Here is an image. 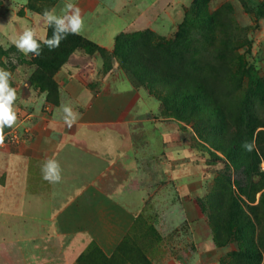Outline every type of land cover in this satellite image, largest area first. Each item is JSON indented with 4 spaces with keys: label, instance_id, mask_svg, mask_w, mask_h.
I'll list each match as a JSON object with an SVG mask.
<instances>
[{
    "label": "rangeland",
    "instance_id": "rangeland-1",
    "mask_svg": "<svg viewBox=\"0 0 264 264\" xmlns=\"http://www.w3.org/2000/svg\"><path fill=\"white\" fill-rule=\"evenodd\" d=\"M28 4L34 9L33 3ZM186 4H183L185 11L182 20L168 34H159L151 29L145 31L172 41L182 26H185L186 20H189V30L175 49L173 64L176 71L182 74L188 68L192 69L194 75L210 84L212 95L224 105L227 113L239 115L238 119L252 127L254 148L261 158L260 168L264 171V158L257 147L258 136L261 135L263 139L260 146L264 152V0H208L197 8L194 7V0L191 6L186 7ZM0 7L6 21L7 15L22 17L25 14V10L18 5L9 4L8 12ZM3 21L0 20V68L12 73L10 83L17 91L15 108L18 120L14 128L5 129L6 139L0 149L5 146L20 148L29 145L33 139L35 144L50 134V137L60 138L55 136L58 132L52 131L49 125L63 122L61 105L71 106L72 102L58 83L59 72L68 63L84 65L89 61L88 58L94 56L103 61V70L106 71V62L95 49L88 51L80 47L73 50L67 63L54 75L58 92L49 101L48 92L33 83L34 75L39 71L37 62L40 58L31 54L26 56L18 51L10 41L11 35L7 32L9 26ZM49 28L47 26V36ZM145 31L122 34H143ZM77 53L82 57L75 58ZM110 55L113 57V53ZM111 59L114 67L118 60ZM132 84L151 95V100L148 101L156 113L148 117L149 121L166 126L169 129L166 138L171 144H180L182 147L179 154L182 179L174 184L169 175L162 174L166 165L150 161L142 163L141 170L144 174L135 183L144 187L147 195L144 198L146 203L137 212L138 216L129 223L125 231L120 228V225L125 227L124 220L119 224L118 233L122 236H119L118 242L87 243L76 264H244L245 260L241 256H234L235 252L240 251L237 243L218 246L211 219L217 214V206L225 195V178H230L234 183L240 174L233 170L222 153L204 141L198 131V124L177 119L172 109L164 105L162 97H167L166 89ZM130 132L128 138L140 144L136 150L139 155L150 156L145 146V131L136 127ZM206 136H209L208 133ZM88 166L94 168L96 164L89 162ZM94 180V177H89L81 184L77 180L72 190L83 185L91 186ZM126 181L127 175L120 170L118 181L114 180V183L122 185ZM56 185L62 187L64 183L60 180ZM109 186L110 183L106 184L107 190ZM176 187L182 190L183 196L175 198ZM233 187L237 191L235 184ZM93 195L89 191L86 193L85 211L72 207L65 222L60 224L62 232L72 236L85 230L105 236L110 230L116 229L115 217L109 216L110 211L103 214L98 211ZM260 196L258 194L255 205L259 203ZM68 197L70 196H65L66 199ZM178 200H181L180 205L176 203ZM113 208V216L128 219L126 209L121 210L119 206L116 211V206ZM69 245L66 242L40 245L44 258L39 260V264H68L65 253ZM34 247L30 249L34 250L33 260L37 264ZM23 261L30 263L27 259ZM261 264H264V255Z\"/></svg>",
    "mask_w": 264,
    "mask_h": 264
},
{
    "label": "crops",
    "instance_id": "crops-1",
    "mask_svg": "<svg viewBox=\"0 0 264 264\" xmlns=\"http://www.w3.org/2000/svg\"><path fill=\"white\" fill-rule=\"evenodd\" d=\"M66 2L68 0H0V6L7 12L9 4L25 10L22 17L7 15V21L0 12V20L9 26L7 32L11 35V42L25 25L37 27L41 36L47 35V25L39 14L55 8L56 14L60 15ZM71 2L81 9L84 18L80 35L110 54L114 53L116 39L122 33L151 29L168 34L182 20L183 4L186 2V7L192 4V0ZM28 3H33L34 9ZM76 57L82 56L77 53ZM88 60L84 65L68 63L58 74V83L68 94L73 110L79 113L76 122L71 127L64 121L50 124L49 128L58 132L55 136L60 138L50 137V134L35 144L33 139L29 145L20 148L5 146L0 149V264H27L23 261L25 259L34 264V250L30 249L34 246L36 263L39 264L44 258L40 245L54 242L69 243L65 260L68 264H76L87 243L118 242L122 236L118 233L119 224L124 220L126 225H120V228L125 231L138 216L147 195L146 189L135 183L144 174L142 163L150 161L166 165L162 174L169 175L174 184L182 179L179 166L182 147L171 144L166 138L169 134L166 126L148 119L156 113L148 101L151 95L145 89L135 87L117 61L110 71H105L103 61L98 57ZM136 127L145 131L144 141L150 156H140L136 151L140 144L129 139L130 131ZM48 159L59 162L62 187L43 179L41 168ZM89 162L96 166H88ZM120 170L128 177L122 185L114 183V180L118 181ZM89 177L95 178L91 186L83 185L72 190L77 180L81 184ZM109 183L107 190L105 186ZM88 191L94 193L98 211L102 214L110 211L109 216L115 217L116 229L105 236L85 230L67 235L60 230V224L65 222L72 207L78 211L86 210ZM174 195L175 198L183 196L182 190L176 187ZM65 196L70 197L66 199ZM180 202L176 203L180 205ZM113 206L116 211L119 206L121 210L126 209L128 219L113 216Z\"/></svg>",
    "mask_w": 264,
    "mask_h": 264
},
{
    "label": "trees",
    "instance_id": "trees-1",
    "mask_svg": "<svg viewBox=\"0 0 264 264\" xmlns=\"http://www.w3.org/2000/svg\"><path fill=\"white\" fill-rule=\"evenodd\" d=\"M207 1L194 0V7H200ZM187 25H190L188 19L172 41L159 38L150 31L121 34L116 39L113 57L80 35H68L53 51L42 45L37 62L39 71L34 75L33 83L47 91L48 100L52 101L58 92L54 75L67 63L73 50L83 47L88 51L95 49L102 56L106 71L113 68L111 58H115L132 83H138L139 87L160 86L166 89L167 97H162L164 105L172 109L177 119L198 124L204 141L222 153L233 170L240 174L234 183L225 178V195L217 206V214L211 218L216 243L219 247L237 243L240 251L234 256H241L244 264H261L264 255V171L260 168L261 158L255 148L249 152L242 147L245 141L253 142L254 131L238 119L239 115L225 111L224 105L212 95L210 84L205 79L194 75L188 66L182 74L176 71L173 64L175 49L189 30ZM51 35L52 28H49L48 37ZM261 139L259 135L257 147L264 158ZM258 194L261 196L255 205Z\"/></svg>",
    "mask_w": 264,
    "mask_h": 264
},
{
    "label": "clouds",
    "instance_id": "clouds-1",
    "mask_svg": "<svg viewBox=\"0 0 264 264\" xmlns=\"http://www.w3.org/2000/svg\"><path fill=\"white\" fill-rule=\"evenodd\" d=\"M45 24L52 28V35L41 36L35 26L25 25L22 31L12 40L18 51L24 55L31 54L39 57L42 53V45L49 51L58 48L61 42L68 35H79L84 28V18L81 9L68 0L61 8V14L57 15L55 8L45 9L39 14ZM11 71L0 68V146H3L6 139L5 129H12L17 124L18 116L15 102L18 99L17 91L11 86ZM64 122L71 127L79 118V113L75 112L70 105H61ZM242 147L246 151H252L254 142L245 141ZM42 177L49 183H59L61 180V167L58 161L48 159L41 168Z\"/></svg>",
    "mask_w": 264,
    "mask_h": 264
}]
</instances>
